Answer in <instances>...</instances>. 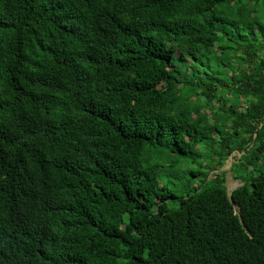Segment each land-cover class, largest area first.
Wrapping results in <instances>:
<instances>
[{"label":"trees","instance_id":"1","mask_svg":"<svg viewBox=\"0 0 264 264\" xmlns=\"http://www.w3.org/2000/svg\"><path fill=\"white\" fill-rule=\"evenodd\" d=\"M0 264H264V0H0Z\"/></svg>","mask_w":264,"mask_h":264},{"label":"rangeland","instance_id":"2","mask_svg":"<svg viewBox=\"0 0 264 264\" xmlns=\"http://www.w3.org/2000/svg\"><path fill=\"white\" fill-rule=\"evenodd\" d=\"M233 156L239 157L240 154H238L237 152H234L233 155L225 161L224 166L220 170H217V171H225L226 172L224 185L226 187L228 194H230L233 190H235L236 188L240 187L243 184L242 182L237 180V178H235L234 171H231V166L235 162V160L233 159ZM214 164H215L214 162H211L212 166H214ZM213 172H216V171H212L209 175V178L211 177Z\"/></svg>","mask_w":264,"mask_h":264},{"label":"water","instance_id":"3","mask_svg":"<svg viewBox=\"0 0 264 264\" xmlns=\"http://www.w3.org/2000/svg\"><path fill=\"white\" fill-rule=\"evenodd\" d=\"M230 196V194H228Z\"/></svg>","mask_w":264,"mask_h":264}]
</instances>
